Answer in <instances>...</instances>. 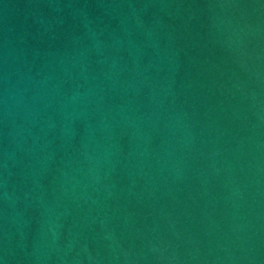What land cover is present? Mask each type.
Segmentation results:
<instances>
[{
  "label": "water",
  "instance_id": "95a60500",
  "mask_svg": "<svg viewBox=\"0 0 264 264\" xmlns=\"http://www.w3.org/2000/svg\"><path fill=\"white\" fill-rule=\"evenodd\" d=\"M0 264H264V0H0Z\"/></svg>",
  "mask_w": 264,
  "mask_h": 264
}]
</instances>
